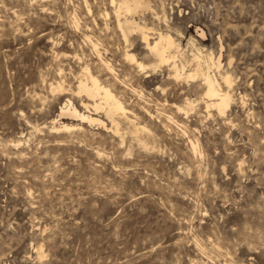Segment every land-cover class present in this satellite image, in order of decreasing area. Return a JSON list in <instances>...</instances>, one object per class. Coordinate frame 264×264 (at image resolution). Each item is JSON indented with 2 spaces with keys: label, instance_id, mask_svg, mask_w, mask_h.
Returning <instances> with one entry per match:
<instances>
[{
  "label": "rangeland",
  "instance_id": "rangeland-1",
  "mask_svg": "<svg viewBox=\"0 0 264 264\" xmlns=\"http://www.w3.org/2000/svg\"><path fill=\"white\" fill-rule=\"evenodd\" d=\"M144 1L0 0V264H264V0ZM118 19L174 37L175 62ZM85 70L130 111L119 133L83 106Z\"/></svg>",
  "mask_w": 264,
  "mask_h": 264
},
{
  "label": "bare ground",
  "instance_id": "bare-ground-1",
  "mask_svg": "<svg viewBox=\"0 0 264 264\" xmlns=\"http://www.w3.org/2000/svg\"><path fill=\"white\" fill-rule=\"evenodd\" d=\"M112 3L117 9L118 18L120 17L122 10H125L128 13H131V12H136L137 9L139 8L149 7V4L146 3L144 0H112ZM118 21H119V26L122 29V32L126 40H128V36H129L128 32L129 33L140 32L143 43L146 44L148 50L151 52V54L156 58V60L160 64H167L172 61L175 62L174 60L177 58L176 54L181 50H180V44H177V41L174 40V37H172L171 35H165L163 33H160L158 34V37L154 40V42H151L150 35L146 31V28L140 26L135 21H128L127 19L124 23H122L121 19H118ZM124 25H127L129 27L125 28ZM96 50H97V47H96ZM127 58L134 61L136 67L138 68L140 72H144L147 69L146 65L136 60L133 54L127 53ZM220 60L221 59L215 60L213 57L211 58L213 65L217 68H219L220 65H222ZM202 61L203 60H201L198 57L197 74L198 73L201 74L204 80V84L206 85L205 96L208 99L207 108L208 109L214 108L220 114L224 115L228 111L230 106L232 105L231 104L232 97L228 91H224L222 89L219 79L214 78L213 75L211 76L209 72H206V71L204 72L203 70L204 68L202 69ZM203 65H204V62H203ZM173 67L177 68L176 65H174ZM108 68L112 71L111 73L113 74V71L115 70L112 69L113 67L110 66L109 63H108ZM205 69L207 70V67ZM177 75L179 76L181 74L178 73ZM193 76L195 75H192V74L189 75V77H193ZM223 80L226 84H229L231 82V78L229 76L223 77ZM57 85L58 86H55L53 84L49 88L53 87L51 89L58 90V91L60 90L63 92L64 90L63 85L60 83ZM78 90H79L78 92L79 94H84L90 101L93 102L92 104L90 102L89 103L83 102V106L89 111V113L91 110L98 111L100 109H103L106 113L107 118L111 121L112 129H114L117 133H119V124L117 122V118H125L127 120H130L128 116L130 111L126 108L123 102H121L107 86H104L103 84H101L98 78L92 76L89 73V70H85L83 78L80 79ZM179 109H180L179 111H184L182 108H179ZM60 112H61L60 116L72 117V118L82 121L83 123H88L91 125L100 124V125L105 126L104 122H102L100 119L93 116L94 114L93 115L87 114L86 112L79 110L78 107H76L75 104L70 100L67 101V103L61 108ZM171 120H174V119H171ZM73 126H70L68 124L67 125L63 124L60 127L54 126V129L58 131L61 129L72 131V129H75V127ZM17 144L18 143H16V146ZM196 150H197L196 152H198L199 149H196Z\"/></svg>",
  "mask_w": 264,
  "mask_h": 264
}]
</instances>
